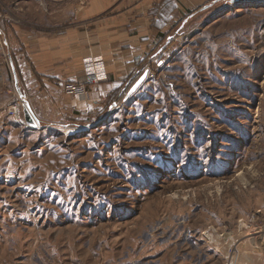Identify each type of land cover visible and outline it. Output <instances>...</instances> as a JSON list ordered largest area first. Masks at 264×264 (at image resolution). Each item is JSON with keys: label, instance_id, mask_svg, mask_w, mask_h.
<instances>
[{"label": "rangeland", "instance_id": "rangeland-1", "mask_svg": "<svg viewBox=\"0 0 264 264\" xmlns=\"http://www.w3.org/2000/svg\"><path fill=\"white\" fill-rule=\"evenodd\" d=\"M44 5L0 0V264H264V0L182 14L106 116L21 74L12 26Z\"/></svg>", "mask_w": 264, "mask_h": 264}, {"label": "crops", "instance_id": "crops-1", "mask_svg": "<svg viewBox=\"0 0 264 264\" xmlns=\"http://www.w3.org/2000/svg\"><path fill=\"white\" fill-rule=\"evenodd\" d=\"M32 1L44 2L45 8L39 13L30 10L29 20L22 19L12 26L21 45L17 54L19 70L27 82L30 80L31 89L51 105L60 96H66L67 92L58 86L60 81L85 84L89 96L70 95L77 98V110L84 112L93 99L102 96L107 99L151 63V53L157 48L161 34L182 14L193 12L211 0ZM90 58L103 59L107 81L98 85L87 83L85 60ZM250 234L246 232L236 240L238 251L257 244L258 238Z\"/></svg>", "mask_w": 264, "mask_h": 264}, {"label": "built area", "instance_id": "built-area-1", "mask_svg": "<svg viewBox=\"0 0 264 264\" xmlns=\"http://www.w3.org/2000/svg\"><path fill=\"white\" fill-rule=\"evenodd\" d=\"M154 63L151 62L147 64L143 70L147 74V79L151 81L158 78V74L163 72L166 67V64L164 61H158ZM85 74L87 78V83L92 84V85L101 84L109 79L108 72L103 63L102 58H95V59L90 58V59L85 60ZM63 88L68 94H72L75 96H89L90 95L89 90L87 89V86L85 84L79 85V84H73V83H64ZM101 103H102L101 97H99L98 99H93V101H91L88 104L90 109L82 112V115L87 116L89 114V111H94L96 108H98L101 105ZM18 113L19 112H18L17 106L13 107L10 111V114L15 118H17ZM263 230H264V219H263Z\"/></svg>", "mask_w": 264, "mask_h": 264}, {"label": "trees", "instance_id": "trees-1", "mask_svg": "<svg viewBox=\"0 0 264 264\" xmlns=\"http://www.w3.org/2000/svg\"><path fill=\"white\" fill-rule=\"evenodd\" d=\"M0 33H5V29L4 28H2L1 27V25H0ZM10 62H11V66H12V68H13V72H14V74H16V76H17V68H16V64H15V61H14V58H12V57H10ZM145 64H146V62H145ZM144 68H145V65L143 66V68H141V69H139L135 74H133L129 79H128V81L121 87V88H119L118 90H115V91H113L112 92V94L107 98L108 100L107 101H111V100H113V104H111V105H109V109H112V107H113V105H114V103L116 104L118 101L117 100H120V99H122L123 98V96H126V98H128L129 96H132L134 93H136L138 90H139V88L147 81V79L141 84V86L135 91V92H133V93H131L132 92V90H133V88L135 87V85L141 80V78L143 77V75L144 74H146L143 70H144ZM147 75V74H146ZM125 99V98H124ZM105 106H107V104L105 105ZM101 108L100 107H98V108H96L92 113L93 114H96V113H98L100 116H102V114H103V112L102 111H104L105 112V116H106V114H107V111L106 110H104L105 109V107L102 109V110H100ZM92 113H89L90 115L92 114ZM88 114V115H89ZM92 114V115H93Z\"/></svg>", "mask_w": 264, "mask_h": 264}, {"label": "water", "instance_id": "water-1", "mask_svg": "<svg viewBox=\"0 0 264 264\" xmlns=\"http://www.w3.org/2000/svg\"><path fill=\"white\" fill-rule=\"evenodd\" d=\"M236 2H240L241 0H235ZM15 79H16V86L17 89L20 91L19 85H18V78L15 74ZM147 79V75L144 74L143 77L141 78V80L135 85V87L133 88L132 92H135L140 86L141 84ZM22 99L25 103V108H24V114H25V120L27 122V124L33 128H37L40 126L39 121L37 120V118L33 115V113L31 112L30 108L28 107L27 103H26V98L22 95ZM117 104L114 105V107Z\"/></svg>", "mask_w": 264, "mask_h": 264}]
</instances>
